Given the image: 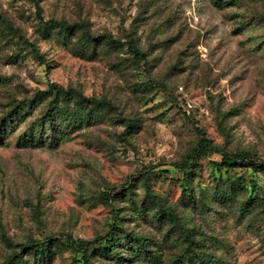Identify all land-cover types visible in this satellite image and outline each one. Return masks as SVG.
Wrapping results in <instances>:
<instances>
[{
    "label": "rangeland",
    "instance_id": "374dc122",
    "mask_svg": "<svg viewBox=\"0 0 264 264\" xmlns=\"http://www.w3.org/2000/svg\"><path fill=\"white\" fill-rule=\"evenodd\" d=\"M36 1L45 22L77 31L47 30L31 0H0V264L48 239L59 240L55 255L37 264H83L60 235L92 241L114 223L149 239V250L168 264L183 246L178 229L153 219L154 210L140 214L147 181L216 259L264 264V172L221 168L217 155L192 173L171 166L188 158L201 134L264 160V0ZM85 32L123 46L102 41L85 50ZM131 40L146 65L136 64ZM52 84L109 102L106 117L68 130L69 138L62 125L44 142L52 136L41 127L48 101L36 106V96ZM19 103L23 115L9 121ZM32 134L35 145L25 143ZM129 182L132 193L123 197ZM185 186L195 203L180 201ZM124 256L91 264H148ZM26 260L35 264L31 254Z\"/></svg>",
    "mask_w": 264,
    "mask_h": 264
},
{
    "label": "trees",
    "instance_id": "16d2710c",
    "mask_svg": "<svg viewBox=\"0 0 264 264\" xmlns=\"http://www.w3.org/2000/svg\"><path fill=\"white\" fill-rule=\"evenodd\" d=\"M36 3L38 7V15L42 23H44L47 30H61L67 34L74 35L77 31L75 26L69 25L66 22H57L50 20L45 22L43 20L42 8L36 0H31ZM216 6L221 3L222 0H211ZM227 5H234L236 0H225ZM264 19V15H263ZM0 22H3L0 17ZM10 30H13V25L10 22L4 21ZM83 38V49L90 50L93 46L100 45L102 41L112 49L121 48L123 46L120 40L113 38V36H101L95 37L89 32H85ZM130 50L134 54L135 62L137 65H146V58L144 54L137 48L133 40L130 41ZM153 87L161 88L159 83L152 84ZM38 104L42 105L48 101V111L46 117H44L42 129L52 133L51 138L47 136L44 142H52L56 138V133L61 134L60 127L66 126V131L63 135L66 138L70 137L68 130H81L85 125H89L97 118H102L106 115V109L110 103L102 101L96 98H87L82 94H76L72 89H64L58 84H52L47 91L39 92L36 96ZM23 103L16 104L14 109L8 114L9 121H15L20 119L24 113ZM28 115V112L25 113ZM106 117V116H105ZM124 124H127L126 134L132 133L134 126L123 120ZM46 132V131H45ZM201 134V133H200ZM43 136H40L39 140ZM51 139V140H50ZM25 143H35V136L33 134L25 139ZM35 145V144H34ZM219 156L221 158V168L224 169H239L250 168L255 172H264V160L252 158L248 153L237 151L231 152L223 146H219L213 143V141L205 138L201 134V138L197 145L191 150L188 158L184 159L181 163H174L171 166L179 171L185 173H192L196 170L200 162L204 158H210L212 156ZM148 169L144 177H147ZM133 178L130 177V180ZM122 186L123 197H127L132 193L131 183ZM106 194V204L112 206L113 196L109 192ZM186 197L190 200V203H195L196 199L193 194V189L189 186H185L183 189V195L180 201H185ZM247 206L241 209L244 211ZM151 210L155 211L152 216L159 223H164L170 226L171 229H178L177 237L183 248L179 253L174 255V258L168 262V264H225L223 261H219L216 257L210 253L209 250L202 248L201 244L195 239L189 227L183 222L182 218L176 213L174 208L167 204L163 196L154 193L148 186L147 181V196L144 207L140 214L147 216ZM61 239L66 240L78 253L83 254V264H91L92 257H104L116 259L119 262H124L127 256L134 260H144L148 264H162L161 258L154 256L155 254L149 250V239L144 238L141 235L135 233H128L123 227L114 223L111 232L100 238H96L92 241H76L70 235H60ZM59 240L48 239L44 242L32 241L30 247H21V251L10 256L5 263L2 264H30V261L26 260V256L31 254L32 259L37 263H45L52 260L54 257L53 247ZM104 243V244H103ZM25 250V252H24Z\"/></svg>",
    "mask_w": 264,
    "mask_h": 264
}]
</instances>
